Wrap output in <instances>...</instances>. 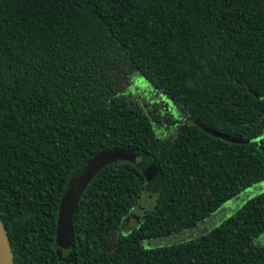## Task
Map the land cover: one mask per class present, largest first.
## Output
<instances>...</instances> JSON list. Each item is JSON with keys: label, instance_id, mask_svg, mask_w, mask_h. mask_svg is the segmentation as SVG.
Instances as JSON below:
<instances>
[{"label": "trees", "instance_id": "trees-1", "mask_svg": "<svg viewBox=\"0 0 264 264\" xmlns=\"http://www.w3.org/2000/svg\"><path fill=\"white\" fill-rule=\"evenodd\" d=\"M119 78L181 114L169 138ZM109 146L141 151L157 174L121 160L97 172L72 218L73 264H264V194L204 235L144 246L264 181V0H0V217L14 264H63L65 186ZM145 192L154 206L122 235Z\"/></svg>", "mask_w": 264, "mask_h": 264}, {"label": "water", "instance_id": "water-1", "mask_svg": "<svg viewBox=\"0 0 264 264\" xmlns=\"http://www.w3.org/2000/svg\"><path fill=\"white\" fill-rule=\"evenodd\" d=\"M188 120L193 121L191 118ZM200 130L209 134L212 137H216L226 142L233 144H244L245 141L236 140L230 138L224 134H220L213 130L204 127L202 124L193 121ZM126 161L144 167V174L147 178V182L153 180L156 176L157 171L154 167V163L141 151L135 150L125 146H109L101 149L90 155L70 176L62 198L60 202V211L58 219V230H57V242L59 249H57V255L61 260L60 249H69L72 244V218L75 209L79 203L81 195L89 185L90 181L97 174V172L110 163L115 161ZM69 258H72V254H69ZM0 264H14L13 263V252L5 232L3 222L0 217Z\"/></svg>", "mask_w": 264, "mask_h": 264}, {"label": "rangeland", "instance_id": "rangeland-1", "mask_svg": "<svg viewBox=\"0 0 264 264\" xmlns=\"http://www.w3.org/2000/svg\"><path fill=\"white\" fill-rule=\"evenodd\" d=\"M119 88L122 92L127 91L128 89H131V91L128 93L129 97L131 99L135 100V93L136 88H133L134 81L132 79L126 80L123 78H119ZM176 127L172 126L171 124L167 126L164 130V128H159L156 131V135L161 139H167L170 137L171 134L174 133V130ZM264 194V181L257 183L244 191L240 192L236 197L229 200L220 208L213 213L211 216H209L206 220L200 222L198 225H196L193 228H189L187 230H184L182 232L162 237L158 239H153L144 242V246L146 248H154V247H164V246H171L180 244L189 240H192L194 238H197L198 236L204 235L208 232H210L212 229L218 227L223 221L230 218L236 211H238L249 199ZM156 195L151 192H145L143 196L141 197L140 202L135 207V209L132 211V214L136 217V219L141 218L144 216L146 211H149V209H152V207L155 204ZM136 219L133 220V218L129 219L127 223H125V226L120 228L124 232H122V235H126L127 231L126 229H135L136 228ZM119 232L116 234H113L110 239L108 240L109 246L108 249H111L114 245V242L116 240V237ZM255 245H264V233L260 235L257 239L254 240Z\"/></svg>", "mask_w": 264, "mask_h": 264}, {"label": "flooded vegetation", "instance_id": "flooded-vegetation-1", "mask_svg": "<svg viewBox=\"0 0 264 264\" xmlns=\"http://www.w3.org/2000/svg\"><path fill=\"white\" fill-rule=\"evenodd\" d=\"M136 80L137 90L135 93V101H137L139 105L145 109V113L149 116L151 122H153V125L158 130L159 128H164L165 130V128L170 124L174 126L178 122H181V114L177 112L169 102L161 98L157 91L149 87V89H145L144 82H141L139 78H136ZM131 218H133V220L136 219L132 212L129 213L128 217H126L124 222L121 224L124 226V224ZM139 219H136L137 223H139ZM105 246L108 248L109 242H107ZM66 251V254L61 256V262H63V264H73V258H69L70 250L66 249Z\"/></svg>", "mask_w": 264, "mask_h": 264}]
</instances>
